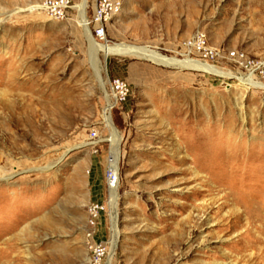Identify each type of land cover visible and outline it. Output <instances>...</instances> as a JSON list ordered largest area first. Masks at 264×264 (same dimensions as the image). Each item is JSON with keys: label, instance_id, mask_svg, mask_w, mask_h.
<instances>
[{"label": "rangeland", "instance_id": "1", "mask_svg": "<svg viewBox=\"0 0 264 264\" xmlns=\"http://www.w3.org/2000/svg\"><path fill=\"white\" fill-rule=\"evenodd\" d=\"M44 1L0 0V264H91L95 243L102 264H264V88L239 79L264 81L187 50L203 31L215 49L263 60L264 0H118L106 41L90 29L129 51L99 53L104 87L82 0L64 21ZM109 78L131 93L105 118ZM109 119L121 138L114 251ZM92 204L104 206L94 223Z\"/></svg>", "mask_w": 264, "mask_h": 264}, {"label": "built area", "instance_id": "2", "mask_svg": "<svg viewBox=\"0 0 264 264\" xmlns=\"http://www.w3.org/2000/svg\"><path fill=\"white\" fill-rule=\"evenodd\" d=\"M73 0H45L40 5V10L49 18L64 21L66 20L69 11L72 9ZM122 9L121 2L118 0H97L95 9L93 11L92 19L88 22L89 28L93 29V37L99 41H106V31L108 24L112 19L120 14ZM187 50L189 54L197 55L199 58L214 62L226 55L228 59L233 61L242 69L247 70L255 76L256 79L264 81V59L257 61L249 58L246 53L240 51L224 52L213 48L207 35L203 31L197 32L187 43ZM108 101L106 110L111 112L124 104L131 93L129 84L119 78H109L108 80ZM105 110V111H106ZM98 138L97 132L91 133V140L94 142ZM111 162V161H110ZM108 187L111 190L116 183L119 186V172L109 168L107 174ZM104 211V206L100 204H92L89 207V218L92 223ZM91 234H89V237ZM107 254V247L102 244H94L92 248L91 264H102Z\"/></svg>", "mask_w": 264, "mask_h": 264}, {"label": "bare ground", "instance_id": "3", "mask_svg": "<svg viewBox=\"0 0 264 264\" xmlns=\"http://www.w3.org/2000/svg\"><path fill=\"white\" fill-rule=\"evenodd\" d=\"M88 7V0H82V3L77 6V10L79 13V25L84 29L85 34H86V38L89 42V47H90V53H91V61L93 64V68L96 72V75L98 77L99 83L102 87H104V84L102 82L101 76H100V70L98 68L99 66V61H98V56L99 53H103L104 56H114V55H122V54H126L128 51V49L126 47H123L121 45L118 46H110V45H102L99 44L97 42H95V40L92 37V32L88 26V20L86 17V9ZM131 51H136L138 53V55L140 54V56L148 58L150 60H153L155 62H159L168 66H178L180 68L183 69H191V70H202L204 72L207 73H212L214 75H231L229 73H224L212 66H208V65H203L201 63H197L194 62L192 60H185L182 62H177L174 60H164L162 59L159 55H157L156 53H153L151 51H146V50H142V49H132ZM240 82L246 84L247 86L253 87V88H260L263 87V85H261L258 82H255L254 79L250 76L249 79L247 80H242L239 79ZM111 114H109V112H107V110L105 111V118L106 117H110ZM108 128L110 129L111 133H112V137L110 139L111 144H112V153H111V162H110V166L112 169H114L116 172H119V161H120V155H121V150H120V143H121V138L118 134V131L116 130V128L114 127V125L112 124V122L110 121V119L108 120ZM117 183L115 186H112L111 188V198H110V202L112 204V209H113V219H114V239H113V251L116 247L117 241H118V224H117V215H116V194H117ZM250 221V220H249Z\"/></svg>", "mask_w": 264, "mask_h": 264}]
</instances>
